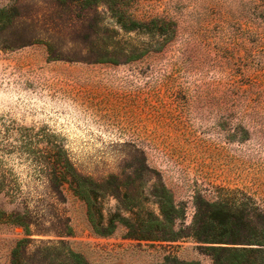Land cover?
Wrapping results in <instances>:
<instances>
[{"label": "rangeland", "instance_id": "374dc122", "mask_svg": "<svg viewBox=\"0 0 264 264\" xmlns=\"http://www.w3.org/2000/svg\"><path fill=\"white\" fill-rule=\"evenodd\" d=\"M108 6L146 27L124 33ZM94 33L116 48L86 45ZM106 49L137 57L74 61ZM59 150L106 190L105 217L158 215L167 193L175 227H190L200 198L241 212L243 240L254 241L264 216V0H0V208L26 209L33 223L28 236L0 224V264L23 239L27 264H67L69 251L87 264H213L191 239L95 236L81 201L47 189L42 157Z\"/></svg>", "mask_w": 264, "mask_h": 264}, {"label": "trees", "instance_id": "16d2710c", "mask_svg": "<svg viewBox=\"0 0 264 264\" xmlns=\"http://www.w3.org/2000/svg\"><path fill=\"white\" fill-rule=\"evenodd\" d=\"M107 9L114 20V24L119 26L124 33L142 32L143 27H146V24L137 23L125 12H121L115 7L108 6ZM86 23L87 20L85 19L81 22V26ZM147 32L149 34L155 33L152 30ZM98 34L94 33L88 37L85 44L96 49L116 48L112 41L115 37L110 38L111 45H108ZM47 48L50 52V45H47ZM120 57L126 58L125 60H133L137 55L127 56L125 52L117 54L106 49V51L78 57L74 61L117 63L116 58ZM51 59L60 60L52 56ZM45 154L46 156L42 157L44 161L41 166L47 181V189L59 200H63V192L67 189L74 198L81 201L86 207L87 222L95 236L109 238L117 230L123 229L125 231L124 239L133 241L175 243L183 239H191L199 245L200 251L210 257L213 264H264V216L261 214L257 215L259 221L253 229L255 239L251 242L243 240L249 224L241 212L227 208L220 203L205 202L200 198H197L200 205L196 207L194 221L190 227H175L178 216L174 215V206L167 193H164V196L158 200L160 206L158 215L151 212L132 213L127 211V217L119 212L105 217L100 208V200L105 198L106 190L101 189L91 179L81 176L73 168L64 151H49ZM0 224L22 227L28 236L33 223L29 220L26 209L23 213L18 210L7 213L0 208ZM66 230L65 233H61L63 235L58 236H70L71 228L67 226ZM29 242L28 239L17 242L10 255V264L28 263ZM58 245L65 246L62 241L58 242ZM66 259L68 260L67 264H87L79 254L71 251L68 252ZM189 264L197 263L191 262Z\"/></svg>", "mask_w": 264, "mask_h": 264}]
</instances>
